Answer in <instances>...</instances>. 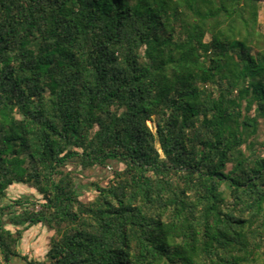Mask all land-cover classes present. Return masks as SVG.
<instances>
[{
    "label": "trees",
    "instance_id": "1",
    "mask_svg": "<svg viewBox=\"0 0 264 264\" xmlns=\"http://www.w3.org/2000/svg\"><path fill=\"white\" fill-rule=\"evenodd\" d=\"M262 3L0 0V260L264 264Z\"/></svg>",
    "mask_w": 264,
    "mask_h": 264
},
{
    "label": "rangeland",
    "instance_id": "2",
    "mask_svg": "<svg viewBox=\"0 0 264 264\" xmlns=\"http://www.w3.org/2000/svg\"><path fill=\"white\" fill-rule=\"evenodd\" d=\"M262 9L260 11L259 20L264 27V3H262ZM150 125V123L148 122ZM92 177H89L87 174H82V176L79 177V179L82 182H86L88 180H95L98 175H101V173L97 170ZM29 194V189L22 185H16L13 187V189L10 191V198L15 199L20 195ZM50 235V232L47 231L45 228H41L39 226L33 227L31 230H28L25 232L23 236V245L20 244L19 251L22 253L21 255H25L27 257L31 258H40L44 254L47 248V242H48V236ZM26 239V240H25ZM29 252V253H28ZM28 253V254H27Z\"/></svg>",
    "mask_w": 264,
    "mask_h": 264
},
{
    "label": "crops",
    "instance_id": "3",
    "mask_svg": "<svg viewBox=\"0 0 264 264\" xmlns=\"http://www.w3.org/2000/svg\"><path fill=\"white\" fill-rule=\"evenodd\" d=\"M25 237V236H24ZM26 240V239H25ZM23 245V239H22V241H21V246ZM21 253V252H20ZM29 253V252H28ZM27 253V254H28ZM22 254V253H21ZM28 259H31V257H28ZM14 264H27L24 260H22V259H15L14 260Z\"/></svg>",
    "mask_w": 264,
    "mask_h": 264
},
{
    "label": "built area",
    "instance_id": "4",
    "mask_svg": "<svg viewBox=\"0 0 264 264\" xmlns=\"http://www.w3.org/2000/svg\"><path fill=\"white\" fill-rule=\"evenodd\" d=\"M0 264H6V263H5L4 261H1V260H0Z\"/></svg>",
    "mask_w": 264,
    "mask_h": 264
}]
</instances>
